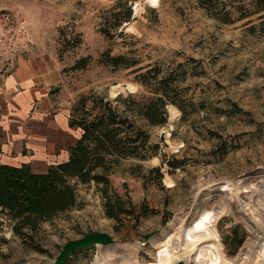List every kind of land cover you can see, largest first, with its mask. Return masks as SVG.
<instances>
[{
	"label": "rangeland",
	"instance_id": "374dc122",
	"mask_svg": "<svg viewBox=\"0 0 264 264\" xmlns=\"http://www.w3.org/2000/svg\"><path fill=\"white\" fill-rule=\"evenodd\" d=\"M203 1L0 0V52L24 41L55 55L62 114L81 97H103L118 111L135 107L150 95L135 76L153 66L171 73L186 104L183 118L167 104L162 125L126 111L147 135L148 156L115 157L105 191L72 180L74 204L22 237L0 213V264H49L40 260L93 231L112 243L71 253L64 264H264V9L254 0ZM125 4L130 16L115 34L110 10ZM115 55L133 65L109 66L105 57ZM81 57L85 67L72 69ZM65 131L66 142L78 134L75 126ZM103 192L131 214L107 217ZM198 219L206 230L186 236ZM231 228L234 241L242 238L234 252L225 243Z\"/></svg>",
	"mask_w": 264,
	"mask_h": 264
},
{
	"label": "trees",
	"instance_id": "16d2710c",
	"mask_svg": "<svg viewBox=\"0 0 264 264\" xmlns=\"http://www.w3.org/2000/svg\"><path fill=\"white\" fill-rule=\"evenodd\" d=\"M210 0H204L202 3ZM255 10L264 9V0H254ZM123 7V11L110 10L113 32L130 16V7ZM264 23V22H263ZM105 35L110 36L108 29H103ZM112 67H129L123 56L105 57ZM87 59L81 57L71 66L72 69L84 68ZM155 66L138 73L136 80L147 87L148 97H141L135 101V107L125 106L121 111L112 107L109 100L103 97H81L72 112L68 115V126H75L78 134L72 145L67 148L64 160L48 165L43 172H31L28 164L19 165L0 163V213L4 214L11 223L12 232L22 237L23 230L33 231L42 221L69 209L75 200L74 183H88L93 181L101 184L105 191L107 178L105 173L115 157H133L139 160L148 156L147 135L138 125L128 117L130 110L135 116L143 119L149 125H162L166 120L165 106L171 104L180 112V118L185 116V99L180 98L176 87H172L171 73L161 75ZM120 101V97L115 99ZM89 101V107L85 102ZM180 163L168 165L176 168ZM97 170H100L99 172ZM151 171L158 173L159 168ZM104 194V212L109 218L117 219L118 215H129L131 210L120 206L118 201H110ZM142 213L144 207H140ZM236 229L231 228L225 243L232 247V252L240 245L242 238L237 241ZM36 250H40L37 249ZM79 252V251H75ZM74 253V252H72ZM65 263V262H64Z\"/></svg>",
	"mask_w": 264,
	"mask_h": 264
},
{
	"label": "crops",
	"instance_id": "0c3cea01",
	"mask_svg": "<svg viewBox=\"0 0 264 264\" xmlns=\"http://www.w3.org/2000/svg\"><path fill=\"white\" fill-rule=\"evenodd\" d=\"M23 42L4 44L0 52V163L43 172L66 158L76 137L66 142L68 114L60 112L54 91L60 80L55 55Z\"/></svg>",
	"mask_w": 264,
	"mask_h": 264
},
{
	"label": "water",
	"instance_id": "95a60500",
	"mask_svg": "<svg viewBox=\"0 0 264 264\" xmlns=\"http://www.w3.org/2000/svg\"><path fill=\"white\" fill-rule=\"evenodd\" d=\"M135 12L136 11L134 10V12L131 14V19L134 18ZM165 228L168 231L170 230V228H168L167 226ZM111 243L112 239L107 233L98 231L89 232L79 238L66 241L54 259H41L40 262H47L49 264H64V262L72 252L84 250L90 245L104 246ZM174 264H182V261L177 260Z\"/></svg>",
	"mask_w": 264,
	"mask_h": 264
},
{
	"label": "bare ground",
	"instance_id": "6f19581e",
	"mask_svg": "<svg viewBox=\"0 0 264 264\" xmlns=\"http://www.w3.org/2000/svg\"><path fill=\"white\" fill-rule=\"evenodd\" d=\"M176 112V110L174 109V108H171L170 109V114H174ZM249 188H250V185H249ZM243 190V192H244V189H242ZM247 190V189H246ZM249 190V189H248ZM238 191V190H237ZM233 193H234V191H233ZM237 194H238V192H237ZM234 195H236V193H234ZM198 221V222H197ZM197 222V223H196ZM196 222L194 223V224H192V225H190V226H188L187 228H186V236H188V237H191V235H190V233L191 232H195L197 235L195 236V237H198V236H201L200 234V232H201V230L203 229H205L206 230V228H200L201 227V225H203L202 223V221H201V219H198V220H196ZM178 230V229H177ZM204 230V231H205ZM183 231H184V229H183ZM194 233V234H195ZM194 234H193V236H194ZM203 238V237H202ZM198 239V238H197ZM201 239V238H200ZM193 240H195V239H193ZM199 240V239H198ZM198 242V241H197ZM193 245V244H192ZM217 247V246H216ZM219 251V250H218ZM220 252V251H219ZM216 253V252H215ZM217 254V253H216ZM171 257H169V259H170ZM172 260V259H171ZM207 262V261H206ZM113 263V262H112ZM112 263H110V262H107L106 260L104 261V260H101V259H96L92 264H112ZM118 264H120V263H118ZM170 264V263H169Z\"/></svg>",
	"mask_w": 264,
	"mask_h": 264
},
{
	"label": "built area",
	"instance_id": "2783aa9c",
	"mask_svg": "<svg viewBox=\"0 0 264 264\" xmlns=\"http://www.w3.org/2000/svg\"><path fill=\"white\" fill-rule=\"evenodd\" d=\"M1 30V29H0ZM12 38H10L9 40L11 41Z\"/></svg>",
	"mask_w": 264,
	"mask_h": 264
}]
</instances>
